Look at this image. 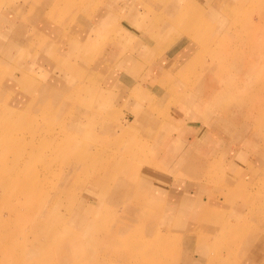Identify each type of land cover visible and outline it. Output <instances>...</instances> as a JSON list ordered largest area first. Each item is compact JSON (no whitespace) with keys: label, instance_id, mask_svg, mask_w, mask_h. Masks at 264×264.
Listing matches in <instances>:
<instances>
[{"label":"rangeland","instance_id":"obj_1","mask_svg":"<svg viewBox=\"0 0 264 264\" xmlns=\"http://www.w3.org/2000/svg\"><path fill=\"white\" fill-rule=\"evenodd\" d=\"M1 27L0 264H264V0H0ZM137 54L168 67L116 78Z\"/></svg>","mask_w":264,"mask_h":264},{"label":"crops","instance_id":"obj_2","mask_svg":"<svg viewBox=\"0 0 264 264\" xmlns=\"http://www.w3.org/2000/svg\"><path fill=\"white\" fill-rule=\"evenodd\" d=\"M127 10L125 9H123L122 11H119V10H117V13L118 12H120V13H125ZM116 14V13H115ZM127 14V13H126ZM124 22H127V21H124ZM124 22H123V25H124ZM128 23V22H127ZM129 24V23H128ZM135 25H136V23H135ZM140 24L138 23L136 26H139ZM124 27H125V25H124ZM129 27H131L130 26V24H129ZM133 27V26H132ZM131 27V28H132ZM126 28V27H125ZM127 29V28H126ZM3 28L1 27L0 28V42H1V39H3V37H5V33L3 32ZM135 30V29H134ZM16 33L18 34V35H20V33H22V32H20V31H16ZM137 35H140V39H142L143 38V36L144 35H142L144 32L143 31H141V30H137ZM8 47V46H7ZM9 47H11V48H14V46H9ZM8 47V48H9ZM15 47H17V44H15ZM21 48V47H20ZM20 48L18 47L17 49H15V50H10V48L8 49L9 51H7L8 53L7 54H4V55H7L8 57H10L9 59H11L12 58V55H11V53L13 52V51H15L16 52V50H18V51H20ZM166 50L167 48H161L159 51H158V53H157V57H156V52H154L153 53V55H154V58H157L159 61L160 60H162L163 58L165 59L166 58V60H169L171 63L170 64H172L173 65V63H174V61H175V58H178L180 61L183 59L182 57H183V55L188 51H185V47H179V45H178V41H176V43L175 44H173L172 45V50H170L169 52H167V54H163V52H164V50ZM2 51V50H1ZM137 57H138V54L136 55ZM130 59L132 60V62H130V61H126V62H130V63H132V65H128V64H130V63H128V64H122V66H121V64L119 65L120 67H119V70H116V71H119V72H121V74H119V75H114L116 78L118 77V79H120V78H129L128 76H130L131 77V75L128 73L129 71H135V72H137V73H139L140 75H144L146 72L148 73V75H149V77L150 78H153L152 77V74L153 73H151V75H150V72H151V70L153 69V68H158V66H160V63L161 62H159V61H153V62H151L147 67L144 65V67L143 68H141L140 67V65H141V63H142V61H143V59L141 58V56H139L138 58H133V57H130ZM156 59V60H157ZM165 60V62H163V66H160L161 67V69H164V70H166V66H167V63L169 62V61H166ZM127 65V66H126ZM170 66V65H169ZM168 67V66H167ZM177 67V65L175 66V67H173V68H176ZM172 68V69H173ZM122 69H124L123 71H121ZM2 68H0V73H2ZM129 70V71H128ZM133 75V74H132ZM140 75H138L139 77H140ZM166 77H167V75L166 74H162L161 76H160V74H159V76L157 77L156 76V78L158 79V84L160 85V86H166L165 84V79H166ZM14 79V78H13ZM12 79V80H13ZM17 79H15V81H16ZM121 81V80H120ZM135 82V80H132V79H128V81H126L125 83H127V82ZM12 82H9V84H11ZM13 84V83H12ZM158 96V95H157ZM159 98V97H158ZM167 102H165V104H166ZM164 104V105H165ZM184 107H187L186 105H184ZM184 140H187V139H185V138H183ZM179 140H181V139H179ZM183 142V141H182ZM186 142V141H185ZM215 203H216V205H217V207H218V209L220 208V202H218V201H215ZM251 262L252 261H254L255 262V260H250Z\"/></svg>","mask_w":264,"mask_h":264},{"label":"bare ground","instance_id":"obj_3","mask_svg":"<svg viewBox=\"0 0 264 264\" xmlns=\"http://www.w3.org/2000/svg\"><path fill=\"white\" fill-rule=\"evenodd\" d=\"M254 1H259V0H254ZM27 5H28V4L25 3V6H27ZM252 27L254 28V26H252ZM136 45H137L138 48H142V47H144V46L146 45V41H145V40H142V39H141V40H138V43H136ZM208 71H209V70H206V72H208ZM11 84H12V83H11ZM220 94L223 96V98H224L223 100H224V102H225V101H226V99H225L226 97H224V93H223V92H220ZM165 99H168V98L165 97ZM236 103H237V102H236ZM238 104H239V103H238ZM235 108H236V107H234V109H235ZM230 111H231V110H230ZM233 111H234V110H233ZM221 114H223V113H221ZM231 114H232V113H231ZM227 116H229V115H227ZM230 116H231V115H230ZM206 173H207V172H206ZM206 173H205V174H206ZM201 179H202V178H201ZM59 205H62V207L64 206V204H63L62 201H59V202H58V206H59ZM63 244H65V243H63Z\"/></svg>","mask_w":264,"mask_h":264}]
</instances>
